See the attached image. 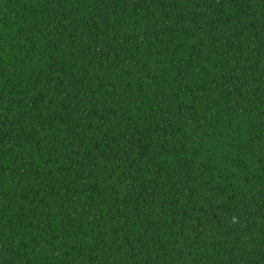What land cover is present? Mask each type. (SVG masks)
Instances as JSON below:
<instances>
[{
	"label": "trees",
	"instance_id": "obj_1",
	"mask_svg": "<svg viewBox=\"0 0 264 264\" xmlns=\"http://www.w3.org/2000/svg\"><path fill=\"white\" fill-rule=\"evenodd\" d=\"M0 264H264V0H0Z\"/></svg>",
	"mask_w": 264,
	"mask_h": 264
}]
</instances>
